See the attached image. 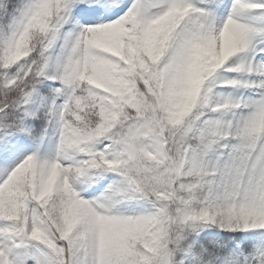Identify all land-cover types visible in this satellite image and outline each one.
Instances as JSON below:
<instances>
[{"label":"snow or ice","instance_id":"1","mask_svg":"<svg viewBox=\"0 0 264 264\" xmlns=\"http://www.w3.org/2000/svg\"><path fill=\"white\" fill-rule=\"evenodd\" d=\"M0 264H264V0H0Z\"/></svg>","mask_w":264,"mask_h":264}]
</instances>
